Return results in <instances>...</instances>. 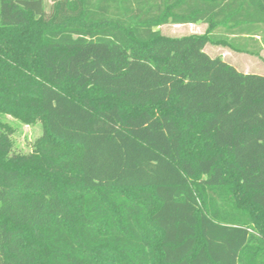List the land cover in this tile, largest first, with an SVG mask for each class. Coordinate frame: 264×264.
Instances as JSON below:
<instances>
[{
	"label": "trees",
	"instance_id": "1",
	"mask_svg": "<svg viewBox=\"0 0 264 264\" xmlns=\"http://www.w3.org/2000/svg\"><path fill=\"white\" fill-rule=\"evenodd\" d=\"M206 44L264 0H0V264H264V77Z\"/></svg>",
	"mask_w": 264,
	"mask_h": 264
},
{
	"label": "rangeland",
	"instance_id": "2",
	"mask_svg": "<svg viewBox=\"0 0 264 264\" xmlns=\"http://www.w3.org/2000/svg\"><path fill=\"white\" fill-rule=\"evenodd\" d=\"M196 24L186 25H165L156 27L155 31H158L164 36L168 37H181L189 35L197 31ZM200 30V29H199ZM209 47V45L207 46ZM207 54H212L210 48L206 49ZM0 121L7 124L13 131L11 138L14 142V150L20 153H28L35 140L41 135L40 123H34L31 125H24L12 117H0Z\"/></svg>",
	"mask_w": 264,
	"mask_h": 264
},
{
	"label": "crops",
	"instance_id": "3",
	"mask_svg": "<svg viewBox=\"0 0 264 264\" xmlns=\"http://www.w3.org/2000/svg\"><path fill=\"white\" fill-rule=\"evenodd\" d=\"M192 25V24H190ZM197 31L191 34H203L207 28L205 24H196ZM200 29V30H199ZM223 31L221 29H217L215 31L216 34H220ZM233 37V36H230ZM258 39V37H256ZM209 45V47H207ZM210 48L212 50V54H208L210 57H219L225 63L234 67L237 71L244 74H255L264 77V47L260 51L259 57L251 56L244 53H237L229 49L228 47L218 46L206 44L204 47V52L206 53V49Z\"/></svg>",
	"mask_w": 264,
	"mask_h": 264
}]
</instances>
